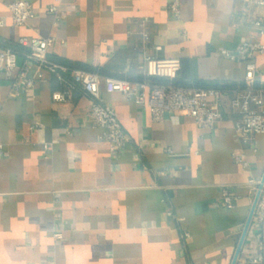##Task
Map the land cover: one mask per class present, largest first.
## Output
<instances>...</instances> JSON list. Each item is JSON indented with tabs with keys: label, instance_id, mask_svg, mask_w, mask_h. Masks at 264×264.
I'll return each instance as SVG.
<instances>
[{
	"label": "crops",
	"instance_id": "obj_1",
	"mask_svg": "<svg viewBox=\"0 0 264 264\" xmlns=\"http://www.w3.org/2000/svg\"><path fill=\"white\" fill-rule=\"evenodd\" d=\"M12 1L0 0V51L16 49L35 85L15 97L19 69L0 72V264H231L253 203L249 181L264 173V134L239 139L230 97L224 119L203 129L180 114L156 122L146 106L102 86L129 139L115 155L92 126V98L76 89L67 103L53 101L57 77L39 71L19 40L54 38L50 61L103 79L140 80L150 55L180 59V82L236 88L244 63L221 51L264 41L253 27L263 11L249 0H181L176 19L171 0H25L34 17L15 26ZM50 5L64 11L58 24ZM255 61L264 80V55ZM224 187L237 197L233 209L222 203ZM254 239L250 231L241 255L256 253Z\"/></svg>",
	"mask_w": 264,
	"mask_h": 264
},
{
	"label": "built area",
	"instance_id": "obj_2",
	"mask_svg": "<svg viewBox=\"0 0 264 264\" xmlns=\"http://www.w3.org/2000/svg\"><path fill=\"white\" fill-rule=\"evenodd\" d=\"M250 4L263 12L254 20L253 27L264 39V0H249ZM181 0H171L168 9L174 18H180ZM10 18L15 26H24L34 17V7L25 0H14L7 5ZM48 13L58 24L64 16L59 5H50ZM149 19L142 20L143 37L149 40L145 26ZM0 18V27L3 26ZM54 38L21 37L19 44L26 49L25 57L35 61L38 70L46 69L54 74L61 89L52 94L55 102L67 103L76 89H81L92 98L89 118L94 128L103 130L101 140L106 141L112 154L124 152L128 145V136L123 129L115 109L105 103L102 97V86L107 93H120L136 105L146 106L156 122H162L175 114L190 119L199 128L213 129L224 119L221 106L229 98L233 112L239 116L235 124L236 134L244 143H250L256 136L264 134V80H258L260 69L255 61L259 55H264V41H244L234 52L222 50V54L233 61H242L245 66V76L241 86L236 88H199L195 86L176 85L181 70V60L178 58L164 59L145 55L141 66L142 77L138 81L125 78H102L97 72L83 69H71L65 65L50 61L48 48L54 43ZM19 69L17 78L12 84V94L15 97L30 92L35 81L28 74V67L18 65V53L11 48L0 51V72L11 77ZM67 75L68 78L66 77ZM2 149V145H0ZM45 151L50 152L52 143H44ZM235 161L243 167L249 163L244 155L235 156ZM263 176V175H262ZM250 186L255 195L262 185L249 231H254L256 253L250 256L240 254L236 264H264V182L262 177L250 179ZM253 198V201H254ZM222 203L227 209L234 208L237 197L230 193L229 188L221 191ZM248 235V234H247ZM55 238H62L61 232L54 233ZM184 238H190L185 232Z\"/></svg>",
	"mask_w": 264,
	"mask_h": 264
},
{
	"label": "water",
	"instance_id": "obj_3",
	"mask_svg": "<svg viewBox=\"0 0 264 264\" xmlns=\"http://www.w3.org/2000/svg\"><path fill=\"white\" fill-rule=\"evenodd\" d=\"M262 182H264V173H263V176H262ZM261 187H262V185L259 186V189H258V191H257V193L255 195L254 201L252 203V206H251L247 221H246L244 229L242 231V234H241V237H240V240H239V243H238L237 249L235 251V254L233 256L231 264H236L237 260H238V257L241 254V250H242L244 241H245V239L247 237V234H248V231H249L252 219H253V215H254L256 204H257V201H258V198H259V195H260Z\"/></svg>",
	"mask_w": 264,
	"mask_h": 264
},
{
	"label": "trees",
	"instance_id": "obj_4",
	"mask_svg": "<svg viewBox=\"0 0 264 264\" xmlns=\"http://www.w3.org/2000/svg\"><path fill=\"white\" fill-rule=\"evenodd\" d=\"M11 49L14 50V51H16L18 53V51L16 49H14V48H11ZM69 68L74 69L73 67H69ZM87 71L95 72L94 70H87ZM175 84L176 85L195 86V87H199V88H221V89L231 88V86H229V85H225V86H221V85H208V84L189 85V84L180 82L178 79L175 81Z\"/></svg>",
	"mask_w": 264,
	"mask_h": 264
}]
</instances>
